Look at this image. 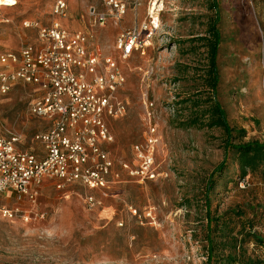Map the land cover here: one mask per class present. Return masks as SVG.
Instances as JSON below:
<instances>
[{
    "label": "rangeland",
    "instance_id": "1",
    "mask_svg": "<svg viewBox=\"0 0 264 264\" xmlns=\"http://www.w3.org/2000/svg\"><path fill=\"white\" fill-rule=\"evenodd\" d=\"M55 1L17 0L15 7L2 9L6 22L0 24V54L37 44V29L26 28L24 21L50 24ZM124 1L128 10L123 19L116 24L109 20L104 27L94 26L87 13L90 6L102 9L101 0H66L67 17H57L66 30L85 33L100 59H115L126 79L117 97L127 114L106 119L113 140L101 147L113 163L108 187L94 192L79 184L58 189L45 180L35 203L16 194L0 196L1 205L33 210L28 221L0 215V264H206L209 238L219 255L228 247V231L234 235L247 225L262 243L250 237L242 246L252 257L264 258V168L249 173L244 179L249 186L241 187L240 166L235 152H229L210 192L213 223L208 226L206 184L224 160L225 136L218 128L182 129L176 124L186 107L178 102L204 89L207 52L193 38L206 34L215 17L214 0H159L152 46L144 55L122 59L116 49L120 32L145 21L157 2ZM215 1L221 32L217 99L230 125L245 132L236 142L264 141V0ZM33 95L30 86L0 93V136L22 134L28 149L32 135L43 127L29 113ZM148 118L158 142L153 176L141 180L124 166H138L135 146L145 143ZM87 194L97 199L94 208L86 203Z\"/></svg>",
    "mask_w": 264,
    "mask_h": 264
},
{
    "label": "built area",
    "instance_id": "2",
    "mask_svg": "<svg viewBox=\"0 0 264 264\" xmlns=\"http://www.w3.org/2000/svg\"><path fill=\"white\" fill-rule=\"evenodd\" d=\"M101 4L102 9L90 6L87 11L94 26L104 27L109 20L119 23L128 10L124 0H101ZM16 5L17 0H0V9ZM67 11L66 0H56L50 24L24 21L26 28L37 29V44L0 54V93L6 95L16 86L33 87L29 113L43 126L31 138L40 152L27 149L22 134L0 136V196L4 198L16 194L35 203L45 180L55 182L58 189L79 184L94 192L108 187L113 163L101 147L113 140L106 119L127 114L126 105L117 97L126 79L115 59L102 60L91 51L85 33L62 27L57 17L66 18ZM157 14L151 8L139 26L120 32L116 49L122 59L136 52L144 55L152 46L159 28ZM157 142V131L148 118L145 143L135 146L139 164L134 169L124 166L131 176L141 180L153 176ZM247 185L248 180L240 184ZM86 203L90 208L98 204L92 194L86 195ZM31 213L0 204V215L8 220L28 221Z\"/></svg>",
    "mask_w": 264,
    "mask_h": 264
},
{
    "label": "trees",
    "instance_id": "3",
    "mask_svg": "<svg viewBox=\"0 0 264 264\" xmlns=\"http://www.w3.org/2000/svg\"><path fill=\"white\" fill-rule=\"evenodd\" d=\"M211 10L214 11V19L209 24L206 34L204 36H198L193 38L194 42L201 43L200 46L206 50L207 66L204 68L203 83L204 89L195 93L192 97H188L179 101L180 104H185L186 107L181 109L183 113L176 124L182 129H221L225 136L224 143V160L215 168L212 177L206 184V210H207V222L208 226L212 225L210 219V192L214 190L216 185L215 175L220 174L227 165V157L229 152H235V162L240 166L241 174L240 180H244L249 173H255L261 168H264V141H248L242 142L241 140L236 142L235 139H241L246 137L245 132L237 130L228 122L225 112L217 99V91L220 83V75L217 66V56L221 44V32L218 27L220 21L219 6L214 0L211 5ZM200 72L199 70H197ZM202 78V75H199ZM208 94L203 99V94ZM238 131V132H237ZM236 134V135H235ZM210 220V221H209ZM215 221H218L216 219ZM218 223L214 231L217 232ZM246 227L248 230L246 233ZM223 230V229H222ZM210 229V233H213ZM229 237L224 239L227 242L224 250H221L219 255L215 253V243L213 239H208V251L206 264H264V258H254L249 254L242 244L246 242L247 238L257 237V241L262 243V239L256 235L251 225L243 226L239 233H231L228 231ZM239 236H243L239 239Z\"/></svg>",
    "mask_w": 264,
    "mask_h": 264
},
{
    "label": "crops",
    "instance_id": "4",
    "mask_svg": "<svg viewBox=\"0 0 264 264\" xmlns=\"http://www.w3.org/2000/svg\"><path fill=\"white\" fill-rule=\"evenodd\" d=\"M13 8V7H12ZM2 9H4V8H1L0 9V24H2V23H5L6 22V20L5 19H3V17H2ZM262 23V22H261ZM135 26H139L138 24H136V25H134V26H132L131 28H133V27H135ZM127 29H130V28H127ZM36 44V43H35ZM21 49V48H20ZM19 49V50H20ZM19 50H17V51H6V52H18ZM6 52H3V53H6ZM2 54V53H1ZM17 87V86H16ZM32 148H31V150H34L35 152H40V150H41V147L39 146V145H37V144H34V143H32ZM30 146V147H31ZM28 149V148H27Z\"/></svg>",
    "mask_w": 264,
    "mask_h": 264
},
{
    "label": "bare ground",
    "instance_id": "5",
    "mask_svg": "<svg viewBox=\"0 0 264 264\" xmlns=\"http://www.w3.org/2000/svg\"><path fill=\"white\" fill-rule=\"evenodd\" d=\"M158 2H159V0H157V2L154 3V5H155L154 9L158 8V6L156 5ZM159 8H160V11H161L163 9V4H160ZM152 13H155V11L152 12Z\"/></svg>",
    "mask_w": 264,
    "mask_h": 264
}]
</instances>
